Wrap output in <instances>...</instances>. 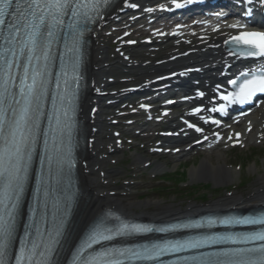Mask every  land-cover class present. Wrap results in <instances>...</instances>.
<instances>
[{
    "label": "snow or ice",
    "instance_id": "6c2138e0",
    "mask_svg": "<svg viewBox=\"0 0 264 264\" xmlns=\"http://www.w3.org/2000/svg\"><path fill=\"white\" fill-rule=\"evenodd\" d=\"M135 6V5H133ZM178 7L181 5H177ZM80 6L74 3V0H0V41H3L5 47L0 50V69H3L8 79L4 81L3 92H8V88L5 86L11 82L10 69L13 66V60L9 59V56L15 57L16 52L14 46L17 44L18 38L20 47V53L25 54L27 49V59L29 63L33 59L45 62L50 60L49 50L54 38L53 29H60L64 25L63 17L71 15L73 18L79 16L81 13L78 11ZM86 15V13H84ZM79 20H75L68 24L67 27L73 32V44L78 42L83 32L80 28ZM235 27V26H233ZM238 42H243L246 45H250L252 48L258 49V51H249V55L264 56V33L247 32L238 37H234ZM71 50V49H70ZM39 53V54H37ZM44 73L40 71H33L31 75V83H26L29 73L28 68L25 67L24 79L21 81L20 93L25 100V106L22 109L19 119H13L10 122V133L13 137V142L16 143V137L19 136V143L16 144L15 152L19 158L21 148L20 144H25L26 136L25 131L31 132L28 127L30 124L29 109L33 99H39V92L37 89V81L40 78V85L43 86ZM236 84V81H232ZM258 92L264 93V74L259 77L254 76L251 80H245L240 87V91L232 96V103H247ZM203 95V93H201ZM9 98L15 103L19 101L15 100V96L11 95ZM4 94L0 93V104L4 102ZM228 99V97H225ZM196 111H199L197 109ZM13 115L15 116V109H13ZM218 123V121H214ZM192 127H195L194 125ZM197 131L201 129L197 128ZM4 133V117L0 112V135ZM34 143V141H33ZM18 173H9L8 187H12L11 177ZM0 178H3V173L0 172ZM230 221H223V223H229ZM236 223H257L254 220H239ZM259 223H264V220H260ZM9 226L3 222L0 218V234L7 235ZM103 239H110L108 236H103ZM253 239H259L264 241V233L258 234ZM233 242H237L233 240ZM202 241L188 242L186 245H177L176 250H180L183 247H200ZM3 245H0V255H2ZM245 250H239V253H243ZM249 252H258L259 255L255 259H236L229 261L219 262H206V264H264V245L259 249H249ZM159 253H157L158 255ZM0 264H3L0 261Z\"/></svg>",
    "mask_w": 264,
    "mask_h": 264
},
{
    "label": "bare ground",
    "instance_id": "6f19581e",
    "mask_svg": "<svg viewBox=\"0 0 264 264\" xmlns=\"http://www.w3.org/2000/svg\"><path fill=\"white\" fill-rule=\"evenodd\" d=\"M150 1H161V0H150ZM125 18V13L120 12L118 21L113 24H128ZM110 28L109 25L106 24L103 26L101 30L98 31L97 36L95 38V55L93 59V74L96 77V90L100 91L99 97H97L96 106L100 108V111L97 115L95 122L92 124L99 128L96 131V136L100 133L102 127V116L105 114V109L108 105H103L102 102L104 97L103 93L109 84L105 82L104 77L107 74L108 69L113 65L111 64V59L108 55V42L110 41L109 36ZM201 42L196 43L194 45H200ZM168 49H174L171 52L166 53L165 55H169L161 62H154V58L149 61L150 63L144 65L145 70L143 73L150 72L151 77L146 79L144 83H147L156 78V76H161L164 73V69L170 68L172 70L178 71L183 70L185 68L190 67L195 64L196 66L201 65L203 67H211L213 65H217L220 63L218 59L221 56L219 53L210 54L209 52H205V50H192L191 45L187 46L185 49L178 44H172L168 47ZM205 52V53H204ZM179 54H188L186 57L178 58ZM176 58V60H174ZM142 67V66H141ZM206 69V68H205ZM154 75V76H152ZM130 81L135 82V80H127L125 83ZM93 96V94H92ZM105 98V97H104ZM107 99V97H106ZM112 107V106H110ZM253 120L255 122V128L253 132L248 136V139L257 138L262 135V123L257 125L259 119L264 118V108L258 110L253 116ZM88 120H90L88 118ZM91 125V123H90ZM98 143L100 139L97 140ZM117 147L112 145V151H116ZM101 154L100 145L97 147H93L85 155L84 165L82 166V174L83 179L86 182V186L90 189L91 195L88 203V214H86L85 218H91L94 214L101 208L108 206V204H112L117 206L118 208L126 211L129 214H133L134 208L140 203L129 202L124 198H121L117 193L111 188H107L104 184L100 185L101 179H106V177L102 176L103 172V163L99 157ZM213 156L216 157L217 163L213 162ZM140 157V156H138ZM141 158V157H140ZM163 165H158V168H162ZM192 176L198 177L201 179L212 180L215 183L223 184L228 182L231 179V171L230 168L227 167V159L225 157V153L223 150L216 148L210 151L205 152V157L200 165V167L193 168ZM254 195L249 198H245L244 195L232 194L228 198L221 200L216 204V206L211 208H225L228 205H242L243 207H250L251 205H255L257 203H264V180L260 183V188H258L254 193ZM199 210H203L200 206L192 205L186 211L182 209H174L172 207H167L163 212L151 216V218L159 219L170 217L174 215L192 213Z\"/></svg>",
    "mask_w": 264,
    "mask_h": 264
},
{
    "label": "rangeland",
    "instance_id": "374dc122",
    "mask_svg": "<svg viewBox=\"0 0 264 264\" xmlns=\"http://www.w3.org/2000/svg\"><path fill=\"white\" fill-rule=\"evenodd\" d=\"M109 46L111 47L112 51L115 52L111 43H109ZM106 128H107L106 134H109L111 136V132L109 131V126H107ZM248 146H252V147H247L245 149H237L233 151H226L227 166L231 170L232 179L225 184H215V182L212 180L207 181L214 184L215 190L212 191L207 190L210 196L206 202H204L201 198V196L205 193L204 191H199L198 193L195 194V192H193V189H189V191L192 192L172 190L171 193L170 191L157 190L156 186H159L160 184L163 183L158 181H153L149 175H147V177L144 178L143 185H139L138 183L135 186L132 184L126 185L125 181L128 180V176L130 175V173L127 170L128 168H125V166L123 165H119L122 162V159L124 157L129 158L131 154L134 155L135 152L141 153L143 154V156L150 157V155L145 153V151L142 148L138 149V147H136L135 145H132L131 149L129 148V146H125L121 148L120 151L117 152V154L110 157V161L109 160L106 161L107 167H109V169L113 172L112 175L113 184L111 182V185L109 187L117 188L119 191H122L123 193L130 194V196L127 197V200L131 202L141 203L139 206H137L134 209V212L137 214L160 213L163 212L165 208L168 206H171L172 208L175 209L176 208L186 209L190 206L191 203H196L199 205L204 204L209 206L211 204L218 202L220 199L225 197L227 193L230 191L238 192L239 194H244L245 197H247L249 196V194H252L257 188H259L260 182L264 179V145L258 146L254 142H251ZM203 157L204 156L198 155L196 158H194V161L193 160L191 161L195 163L199 161V163L201 164ZM113 158L116 159L115 163L111 162ZM191 158L192 156L185 157L184 162L186 160H190ZM213 160L216 163L215 157ZM191 161L185 162L186 166L193 163ZM163 162L165 167L167 166L177 167L176 164L178 163L177 161L175 162L172 159H167V158H165ZM254 162L257 163L256 168H254ZM239 164L243 165V169L241 173L238 169ZM141 165H143V163H141ZM118 166H121L124 169L123 173L119 171L120 168ZM153 169L154 168H152V170ZM174 171L175 170H172V172ZM120 177L122 178V180H120ZM240 178H243V180H245L246 185L240 187L239 186L233 187V185L240 184ZM123 179H127V180H123ZM197 179L198 178H196L193 181H198V182L201 181ZM119 183H123V185H118ZM225 189H232V190L227 192ZM148 190L149 192H147ZM143 192H147V194L144 195Z\"/></svg>",
    "mask_w": 264,
    "mask_h": 264
}]
</instances>
